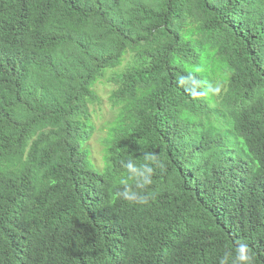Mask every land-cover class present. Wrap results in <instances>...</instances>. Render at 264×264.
Returning a JSON list of instances; mask_svg holds the SVG:
<instances>
[{"label":"trees","instance_id":"trees-1","mask_svg":"<svg viewBox=\"0 0 264 264\" xmlns=\"http://www.w3.org/2000/svg\"><path fill=\"white\" fill-rule=\"evenodd\" d=\"M128 54L99 172L88 106ZM240 243L264 264V0H0V264H219Z\"/></svg>","mask_w":264,"mask_h":264},{"label":"rangeland","instance_id":"rangeland-1","mask_svg":"<svg viewBox=\"0 0 264 264\" xmlns=\"http://www.w3.org/2000/svg\"><path fill=\"white\" fill-rule=\"evenodd\" d=\"M131 61L132 54H128L119 68L105 72V77L94 86L97 101L88 106L92 133L89 140L84 143L83 149L88 153L90 165L93 164L99 172L105 169V142L120 111V108L114 107L111 101L112 94L117 88L113 78L123 73L130 66ZM218 87L219 85L216 86L213 98L217 97L221 89Z\"/></svg>","mask_w":264,"mask_h":264},{"label":"clouds","instance_id":"clouds-1","mask_svg":"<svg viewBox=\"0 0 264 264\" xmlns=\"http://www.w3.org/2000/svg\"><path fill=\"white\" fill-rule=\"evenodd\" d=\"M146 159L149 161H155V157L149 154ZM145 172L151 174L153 169L151 167L145 166ZM144 183H150L149 180L145 179ZM121 195L127 196V193H122ZM140 202H146L141 199ZM253 256L249 253L248 246L246 244L240 243L233 252L232 250H227L220 257L219 264H253Z\"/></svg>","mask_w":264,"mask_h":264}]
</instances>
